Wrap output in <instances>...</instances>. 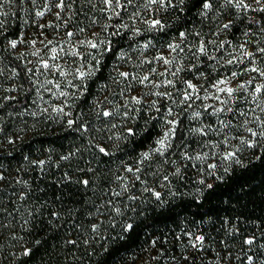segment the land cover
Wrapping results in <instances>:
<instances>
[{"label": "trees", "instance_id": "16d2710c", "mask_svg": "<svg viewBox=\"0 0 264 264\" xmlns=\"http://www.w3.org/2000/svg\"><path fill=\"white\" fill-rule=\"evenodd\" d=\"M210 2L4 0L0 264H264V0Z\"/></svg>", "mask_w": 264, "mask_h": 264}, {"label": "snow or ice", "instance_id": "6c2138e0", "mask_svg": "<svg viewBox=\"0 0 264 264\" xmlns=\"http://www.w3.org/2000/svg\"><path fill=\"white\" fill-rule=\"evenodd\" d=\"M3 2H4V0H0V5H2ZM113 2H115L117 5L120 4V0H104V3H105V4H108V5H111ZM183 2H184V0H180V3H181V4H182ZM233 2L235 3V6H236L237 8H240V7H245V8H246V7H248L247 5L244 4V0H228V3H233ZM259 2H260V0H257V3H259ZM32 3H36V0H32ZM129 3H131V0H129ZM148 3H149V4H160L161 6H166V5L172 4V0H148ZM63 5H64V0H60V3H59L58 5H56V7H63ZM202 7H203L204 10H209V9L212 8V3L210 2V0H203ZM261 10L264 11V9H261ZM204 14H206V13H204ZM35 15L38 16V17H42V16L44 15V12H43V11H37V12L35 13ZM0 23H2V22H0ZM150 27L153 28V29L163 30V29L165 28V25H164L159 19H153V20L150 22ZM228 27H229L228 24H225V25H224V28H225V29H227ZM67 35H68L69 37H71V36L73 35V33L69 32V33H67ZM184 35H185L184 32H181V33H180V36H181V37H183ZM10 43H11V47H12V48H15V47L17 46V41H16V40H12V41H10ZM49 43H51V41H49ZM80 43H81V44H87V46L90 47V48H92V49H97V48L99 47L98 44H96V43H94V42H92V41H81ZM145 47H147V45H145ZM168 47H169L170 49H172L173 51H175L177 48H179V45H171V44H170ZM109 50H110V49H109ZM53 51H55V50L53 49ZM200 51H201V52H204V47H203V45H201ZM260 51H261V52H264V49H260ZM33 54L36 55V53H33ZM72 54H73V55H76L77 53H76L75 51H73ZM247 55H251V54L249 53V54H247ZM52 59L55 60V59H56V56L53 55V56H52ZM165 62L168 63V61H165ZM232 62H233V61H229V63H232ZM97 64H99V61H97ZM42 67L45 68V69H48V68L50 67V65H49V63H48L47 61H44V62L42 63ZM57 67H59V66H57ZM251 70H252V71H257V69H255V68H253V69H251ZM63 74H64V73L61 72V75H63ZM90 74H91V72H89V73H85V72H83V71H80V72H79V77H80L81 79H83L86 75H90ZM120 75H121L122 77H124V78H127L129 74L126 73V72H121ZM236 75H237V73L234 72V73H233V76H236ZM147 79H148V77H144V80H147ZM169 83H171V81H169ZM226 83H227V81H225V80H220V81H218V84H226ZM187 86H188V88L193 89V91H195V87H194V85L191 84V82H187ZM57 87H58V85H57ZM240 87H243V85H240ZM218 90L221 91V92H226V93L228 94V96H230V97L232 96L233 92L235 91V90H234L233 88H231V87L220 88V89H218ZM255 91H256L257 93L261 92V91H262V87H257V88L255 89ZM63 94H64V93H61V95H63ZM190 96H191L190 93H186L184 99H185V100H188V99H190ZM133 100H135L136 103H140V100L137 99V98H135V97H133ZM221 102H222V103H226V101H221ZM168 114L171 115V111H169ZM103 115H104L105 117H108V116H111L112 113L109 112V111H105V112L103 113ZM196 115H199V113H197ZM167 123L170 124L171 127H170L167 131H165V132L163 133V136H162L161 138H159L158 140H156V144L159 146V147L156 149V151H160L161 154L163 153V150L168 146L169 138H170L171 136H174V135H175V132H176V126H177V123H178V122L175 121V120H170V121H167ZM68 124H69V125L73 124V121H72V120H69V121H68ZM248 131L251 132V134H252L253 136L258 135V133L252 131L251 129H248ZM128 132H129V135H134V132H133L132 129H129ZM259 135H264V132L259 133ZM250 146H251V145H250ZM99 151L102 152V153H104L105 155H109V153H107V152L105 151L104 148H100ZM231 155H232V154L229 153V156H231ZM143 157H144L145 159H147V158L149 157V153H148V152L143 153ZM41 163H43V162H41ZM128 171H132V169H128ZM137 171H138V170H137ZM84 183L87 184V181H84ZM155 195L157 196V198H159V196H160L159 193H155ZM131 227H132V225H128V228H129V229H131ZM197 240H198V241H202V240H203V237H197ZM246 243H248V244H252L253 241H252L251 239H249V240L246 241ZM24 254L27 255L28 253L25 252ZM248 259L251 260L252 257H249Z\"/></svg>", "mask_w": 264, "mask_h": 264}, {"label": "rangeland", "instance_id": "374dc122", "mask_svg": "<svg viewBox=\"0 0 264 264\" xmlns=\"http://www.w3.org/2000/svg\"><path fill=\"white\" fill-rule=\"evenodd\" d=\"M223 80L227 81V83L226 84H218L217 83L216 86H215L214 91L216 93V96L219 95V94L223 95L225 93V92L219 91L218 89L226 88V87H231V88L234 87L233 83L230 80H228V79H223Z\"/></svg>", "mask_w": 264, "mask_h": 264}]
</instances>
